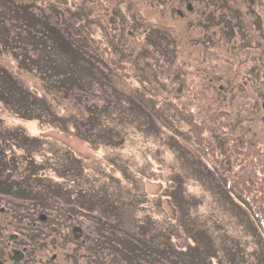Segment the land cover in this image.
<instances>
[{
    "label": "rangeland",
    "instance_id": "rangeland-1",
    "mask_svg": "<svg viewBox=\"0 0 264 264\" xmlns=\"http://www.w3.org/2000/svg\"><path fill=\"white\" fill-rule=\"evenodd\" d=\"M11 1L25 13L17 16L12 9L0 21V63L26 87L29 106L0 104V143L10 142L4 149L14 168L7 170L10 183L0 174V189L4 183L26 188L18 197L0 194V244L12 254L26 247L33 264H165L157 247L167 241L192 245L197 234L185 226L195 211L191 222L205 237L226 244L238 236L246 252L258 248L264 234L255 227L260 221L253 206L264 207V0L212 3L206 27L195 24L198 12H207L204 2H193L188 12L187 0H169L165 11L147 0H74L76 19L68 12L65 26L59 0ZM38 13L55 28H31L22 40L31 49L23 54L13 39L28 30L25 19L29 26ZM165 25H176L185 38L182 52L173 43L177 32L162 43L159 28ZM4 26L8 40L1 37ZM34 31L39 38L28 39ZM46 63L56 69L48 72ZM56 82L57 89L50 86ZM139 90L143 96L135 95ZM77 95L119 107V117L103 118L84 138L77 131L84 116ZM35 97L44 102L35 105ZM67 100L62 109L59 103ZM176 103L194 115L198 141L210 135L214 141L238 139L231 161L228 153L235 150L222 141L197 148L195 126L189 135L178 124L185 120L176 117ZM224 108L230 113L222 118ZM237 160L251 162L253 171L246 173ZM257 177L255 187L250 182ZM78 191L81 199L73 203ZM238 194L254 201L247 204ZM15 233L20 237L13 240ZM131 248L138 249L134 257ZM236 253L242 256L243 248L237 246Z\"/></svg>",
    "mask_w": 264,
    "mask_h": 264
},
{
    "label": "trees",
    "instance_id": "trees-1",
    "mask_svg": "<svg viewBox=\"0 0 264 264\" xmlns=\"http://www.w3.org/2000/svg\"><path fill=\"white\" fill-rule=\"evenodd\" d=\"M147 1H149L150 6H156V8L159 9L160 11H165L164 8L162 7V5L169 2V0H147ZM0 2L2 3V6L0 7V21L1 22L7 20V18L10 17V15L12 14V9H13V14H16L17 16H19L21 13L22 14L25 13L23 10H20L18 7H16L11 0H0ZM58 2L59 3L57 5V7H62V6H65L63 4H68L70 2L74 3V0L73 1L59 0ZM193 2H200V3L204 2L207 5V8L204 9L205 11L210 9L209 7L212 3L221 5V1H219V0H194ZM60 3L62 4L61 6H59ZM202 12H203V9L200 12H198L199 13V19L197 16V19H196L197 21H195V24L198 25V23H200L202 25V23H203L204 27H206L210 23L209 18L211 17V10L207 11L203 16H201ZM172 14H173V12L171 11V15ZM37 15H38V18L36 17V18L32 19L33 21L29 22V26H28V22L26 23L27 15H25L24 19L25 18L26 19H25L23 26H27L28 30L20 33L19 35H17L13 39L14 43L12 46L17 45L18 47H20V49L23 50V54L25 51L29 52L31 49L28 41H27L28 42L27 46H25L24 43L22 42L23 38L25 37V33H27L31 28L33 30V29H35L36 26H41L42 24L48 30L55 28L53 25L50 24L49 20H45V18L42 19V16H40L39 13ZM18 20L19 19H17L16 22H18ZM175 27H176V25L175 26L174 25H165V26H162L159 28V29H161L160 34L162 36L163 41L166 38H168L172 34V32L177 31V29ZM3 28H4V31L1 32L3 34V35H1V37H3L4 40H8L9 39V36H8L9 35V28L7 26H4ZM37 35H38L37 32L34 31V35H27L28 36L27 38L29 39V38H35L36 37V39H38L39 37ZM174 40H175L174 46H177L178 44H184V41H185V39L181 38L179 34L174 37ZM194 42H196V41L194 40ZM27 64L28 63H26V65ZM24 65H25V63H21V66H24ZM68 65L70 68L71 63H68ZM62 66H65V63H62ZM44 69H48V72H49V69L51 71L52 69H56V67L52 66L50 63H46ZM73 70H75L74 67H73ZM72 74L75 75V73H73V72H72ZM68 77L69 78H67L65 82H68V84H69L70 75H68ZM56 78H58V77L56 76ZM55 80L57 81V79H55ZM58 80H64V76H62ZM56 84H57V82L55 83V85H50V84L49 85L54 87L55 89H57ZM66 86H68V85H66ZM69 86H70V84H69ZM71 86H80V85L79 84L76 85L73 83ZM81 86L84 88L83 85H81ZM80 89H78V90H80ZM77 91H76V93H77ZM27 92L28 91H27L26 87H24L21 83H19V81L17 79L14 78V76L11 74V72L7 68H5V65L3 63H0V104H3L4 106L6 105L10 108L16 107L19 109V108L24 107L26 109L29 106V104H27V102H28V98L26 97ZM72 93L76 94L73 91H72ZM143 94H144L143 90H139L138 92L135 93V95H139V96H143ZM80 96L77 95V97H74L75 101L77 102V104L81 107V109L84 112V116L81 119H79L80 124L77 126V131L81 136L83 135L84 138L88 139L87 135L91 136L92 133H94V130H92V129L100 128V120H102L103 118L113 120V118H112L113 113H116L117 117H119V113L117 111L119 109V107H112V108L108 109V105L98 106V104H96V103L91 104V103H89L87 96H84V95H80ZM64 99H66V98H64ZM35 100L44 102V100L41 97L40 98L35 97L34 98L35 105H40V104H36ZM112 101H116L118 103H121L120 100L112 99ZM67 102H68V100L64 104L59 103V105L61 106L62 109L64 108V106ZM164 105H165V103L163 104V106ZM176 110H177L176 117H181V118H184V120H185V122H181V124L180 123H178V124L183 126L186 129V132L189 133V135H190V132L193 130V127L195 126V130L193 131L194 135H192V136L194 137L195 141L197 142L198 138H200V137H199L198 132H197L198 125H197V122L194 120V115L193 114H191L190 116L186 115L185 109L182 108L181 106H178L176 108ZM229 113L230 112L228 110H226V111L224 110L222 114L227 115ZM154 114H156V113H153V115ZM48 116H50V117L54 116V119L61 118L59 115H55V113H52V112H51V115L48 114ZM164 117H166V115ZM156 118L160 119L163 123H165V120L160 118L159 116H156ZM220 120H221V118H220ZM205 139H202V141H198L197 146H199L203 149L205 148V150H206L207 148H209V146L212 144V142L209 138H207L206 140ZM8 141H9V139H8ZM6 142L3 145H2V143H0V174H5L4 178H2L5 180L4 182H9V174L7 173V170H11V172H13L14 168L12 169V165L10 164L9 159L6 157V151L4 148H6V146L10 145V142L8 145L6 144ZM240 164H241L240 166H242L243 168L246 169L245 170L246 173H250V171L251 172L253 171L254 165L251 162H250V166H249L248 161H245V160H243ZM241 170H243V169H241ZM16 171L17 170H15V172ZM246 173H242V174H246ZM24 180H28V179H24ZM258 180H259V178L257 177L256 179H253V182H258ZM11 181L12 180H10V182ZM253 182H250V184H252ZM24 184L29 186V184L27 182H25ZM14 185L17 188L16 191H12L10 189V188H13ZM14 185L12 187L11 186L8 187L4 183L2 185L3 188L0 189L1 190L0 194L18 197V194H24L25 193V191H23V190L26 188V186H24L23 189L19 191L18 189L20 187L18 186V184L14 183ZM43 188H45V187H43ZM257 189L260 191V188H257ZM81 193L82 192L78 191V193L75 194L76 198H78V199L74 200L73 203L76 202L77 200L81 199V196H82ZM226 193L229 194L228 192H226ZM262 195L263 194H261V196ZM174 198L180 199L179 200L180 204L183 201V198H181L180 195L174 194ZM36 201H38V199H36ZM80 202H81V204H83V208L86 209V206L84 205L85 201L81 200ZM177 205H178V203H177ZM77 208L80 209V206ZM260 209L262 210L261 213L264 215V209L263 208H260ZM178 210H181L183 212V216H185V214H186L185 206H181ZM189 213H190L189 219L193 222V218H196V213H195V211H194V213L189 211ZM71 215H73V214H71ZM191 221L186 222L185 227H189L195 234H197L195 240L196 239H197V241L199 240V243L196 241L193 245H191L190 247L188 246L187 249H185L182 246L183 244L181 242L176 243V246H173L170 242L167 241V243H165L166 245L164 247H162L161 249L157 247V252H159V254L164 255V257L166 256L168 259L165 264H177V262H180V264H213L214 258L216 259V263H214V264H224V262H225V264H264V244L262 243L264 241L262 240L261 237H259L261 244L259 245L258 248H254L253 250H251L249 252L244 251V254L242 256H238L236 253V249H233V248H235L237 246H241L244 250V246L242 244L237 242V245H236V243L233 245H227V244L221 245L219 242H214L213 240L205 237L203 235V234H205L204 232L202 234L200 231L196 230ZM170 231L173 232V230H171V229H170ZM200 242H203V245H200ZM218 249L223 250L222 253L219 252V255H218ZM206 253L207 254L210 253V257H206L205 256ZM224 253H226V254H224ZM130 254H131L130 256L134 257L135 254L136 255L138 254V249L137 248L136 249L131 248ZM149 259H150V257H149ZM151 260H153L154 263H156V261L153 258H151ZM160 264H163V263H160Z\"/></svg>",
    "mask_w": 264,
    "mask_h": 264
},
{
    "label": "flooded vegetation",
    "instance_id": "flooded-vegetation-1",
    "mask_svg": "<svg viewBox=\"0 0 264 264\" xmlns=\"http://www.w3.org/2000/svg\"><path fill=\"white\" fill-rule=\"evenodd\" d=\"M37 223L34 222V226ZM20 237V233L11 234L10 238L15 240ZM29 253L26 247L24 249H16L13 254L8 251L7 246L0 244V264H33L28 258ZM52 262H56L57 255L53 253Z\"/></svg>",
    "mask_w": 264,
    "mask_h": 264
}]
</instances>
